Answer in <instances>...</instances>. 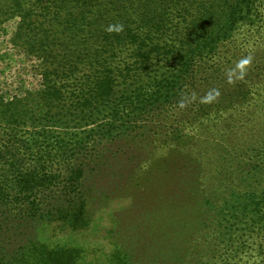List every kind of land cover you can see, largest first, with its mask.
Wrapping results in <instances>:
<instances>
[{
	"label": "trees",
	"instance_id": "1",
	"mask_svg": "<svg viewBox=\"0 0 264 264\" xmlns=\"http://www.w3.org/2000/svg\"><path fill=\"white\" fill-rule=\"evenodd\" d=\"M263 3L0 0V15L21 18L14 42L47 61L39 90L23 99L0 95V264H76L80 248L52 246L40 232L54 223L85 227L81 180L95 145L149 121L175 141L172 157L184 158L194 144L186 129L243 104L238 99L247 89L231 79L229 54L237 32L263 20ZM53 34L64 37L58 53ZM78 117L93 126L74 132ZM223 124V140L212 144L221 149L212 146L217 156L240 171L239 179L259 181L264 117L247 114ZM245 184L239 180V187ZM233 193L252 226L263 228L264 186Z\"/></svg>",
	"mask_w": 264,
	"mask_h": 264
},
{
	"label": "rangeland",
	"instance_id": "2",
	"mask_svg": "<svg viewBox=\"0 0 264 264\" xmlns=\"http://www.w3.org/2000/svg\"><path fill=\"white\" fill-rule=\"evenodd\" d=\"M260 12L263 20L237 32L229 54L231 79L247 89L238 101H246L186 129L194 144H187L193 150H185L184 158L172 157L175 141L149 121L95 145L94 161L81 180L85 227L44 225L41 238L52 246L80 248L76 264H264V227L252 226L233 195L234 189L264 186V174L259 181L239 179L240 171L222 163L220 147L212 145L223 140L224 121L264 117V3ZM20 22L19 16L0 15V95L7 100L39 90L47 65L41 52L14 42ZM51 37L58 53L64 37ZM87 123L78 117L71 130L81 133L93 126ZM239 180L246 184L239 187Z\"/></svg>",
	"mask_w": 264,
	"mask_h": 264
},
{
	"label": "clouds",
	"instance_id": "3",
	"mask_svg": "<svg viewBox=\"0 0 264 264\" xmlns=\"http://www.w3.org/2000/svg\"><path fill=\"white\" fill-rule=\"evenodd\" d=\"M109 31H111L112 29H111V27H109V29H108Z\"/></svg>",
	"mask_w": 264,
	"mask_h": 264
}]
</instances>
